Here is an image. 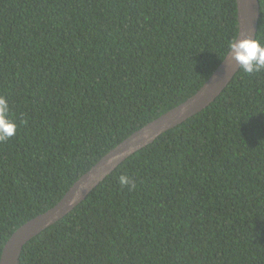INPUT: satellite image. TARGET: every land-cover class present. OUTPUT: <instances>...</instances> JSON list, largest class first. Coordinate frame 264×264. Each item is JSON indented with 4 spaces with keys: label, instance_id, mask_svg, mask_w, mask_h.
<instances>
[{
    "label": "trees",
    "instance_id": "1",
    "mask_svg": "<svg viewBox=\"0 0 264 264\" xmlns=\"http://www.w3.org/2000/svg\"><path fill=\"white\" fill-rule=\"evenodd\" d=\"M237 32L236 0H0V96L17 124L0 141V254L110 149L193 95ZM18 264H264V68H239L128 156Z\"/></svg>",
    "mask_w": 264,
    "mask_h": 264
},
{
    "label": "water",
    "instance_id": "2",
    "mask_svg": "<svg viewBox=\"0 0 264 264\" xmlns=\"http://www.w3.org/2000/svg\"><path fill=\"white\" fill-rule=\"evenodd\" d=\"M238 32L235 39L256 37L259 0H236ZM240 66L229 50L203 85L179 103L124 138L77 178L58 202L12 232L5 242L0 264H18L23 246L34 236L73 210L89 192L135 151L152 143L160 134L207 107L223 91Z\"/></svg>",
    "mask_w": 264,
    "mask_h": 264
},
{
    "label": "clouds",
    "instance_id": "3",
    "mask_svg": "<svg viewBox=\"0 0 264 264\" xmlns=\"http://www.w3.org/2000/svg\"><path fill=\"white\" fill-rule=\"evenodd\" d=\"M229 49L235 61L245 73L251 74L264 68V44L251 36L237 38L229 42ZM17 124L10 118V109L5 97L0 96V141L7 140L16 134ZM121 185L135 187L129 177H119Z\"/></svg>",
    "mask_w": 264,
    "mask_h": 264
}]
</instances>
